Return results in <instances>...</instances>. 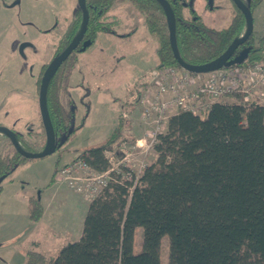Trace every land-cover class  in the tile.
<instances>
[{"label":"trees","instance_id":"16d2710c","mask_svg":"<svg viewBox=\"0 0 264 264\" xmlns=\"http://www.w3.org/2000/svg\"><path fill=\"white\" fill-rule=\"evenodd\" d=\"M250 1L253 7L260 0ZM121 2L138 12L148 37L155 43L154 69H181L172 55L167 24L156 0H86L89 20L84 38L92 45L99 34H113L116 20L106 18L111 6ZM182 2L170 0L176 47L185 63L206 64L240 37L245 22L238 10L226 27L216 29L190 8L186 11ZM76 14L73 32L42 71L76 35L81 11L77 9ZM79 48L60 65L47 87L46 108L57 140L55 152L75 132L69 81L78 63ZM244 48L247 57L231 66L264 60V26L263 35H251ZM39 82L40 78L37 89ZM60 97L66 99L65 107ZM230 97L233 102L217 101L203 115L179 110L170 116L165 131L152 146L155 160L145 166L136 182H120V176H116V181L109 182L88 203L77 241L67 243L50 258L28 251L27 262L161 264V239L166 236L168 264H264V108L244 103L239 95ZM122 123L120 116L103 144L83 151L75 159H82L96 172L106 171L109 162L105 151L119 136ZM15 137L23 149L28 145L22 134ZM6 140L12 153L8 148L2 152L6 146L0 144V192L1 182L29 161ZM56 171L47 186L54 183ZM28 213L32 221L40 219L38 197L28 199ZM138 228L141 244L135 251Z\"/></svg>","mask_w":264,"mask_h":264},{"label":"rangeland","instance_id":"374dc122","mask_svg":"<svg viewBox=\"0 0 264 264\" xmlns=\"http://www.w3.org/2000/svg\"><path fill=\"white\" fill-rule=\"evenodd\" d=\"M187 1L192 3L197 14L208 25L216 29L227 26V15L223 20H220L223 17H217L219 21L211 20L213 13L203 9L204 0ZM222 4L229 7L227 0ZM111 8L106 20H116L114 33H101L105 39L99 36L84 52L78 53V64L70 77L75 132L58 151L44 158L29 160L26 162L29 165L16 167L1 182L0 264H29L27 251L31 248L38 253L45 252L40 253L45 258L54 257L59 248L78 239L75 238L76 230L82 227L80 217H83L86 207V201L79 194L72 192L65 184L59 185L55 202L51 203L50 210L40 218L41 221L39 219L36 222L29 218L28 199L32 195L38 197L39 186L50 180L56 166L103 144L110 137L120 116L123 123L119 136L111 148L105 151V155L121 154L119 148L124 145L131 150L130 158L135 164L143 161L148 165L156 158L153 149L139 153L131 147L143 137L134 108L135 98L156 66L155 43L148 37L141 16L129 3H114ZM77 9V0H0V98L10 91L13 71L20 68L19 81L16 82L23 88L21 106L15 113L10 108L14 100L9 99L7 114H14V119L8 122L15 121L16 129L28 143L24 145L28 152L40 151L45 142L38 110V93L33 92L30 95L32 99L29 96L28 100L29 86L35 77L40 78L42 71L38 72L41 65L47 64L73 32L78 18ZM255 13L254 34L258 36L262 34L264 2ZM13 57L18 58V67ZM32 58L36 63L34 69ZM223 100L234 101L230 96ZM60 101L65 107L66 99L60 97ZM124 112L126 117L122 116ZM3 115L0 113V119L5 120ZM28 130L32 134H28ZM0 138V144L6 146L2 152L8 148L11 154L6 138L3 135ZM33 239L40 241L39 249L31 246ZM140 244L141 229L138 228L134 237L135 251L139 250ZM159 255L161 264L169 263L166 236L161 239Z\"/></svg>","mask_w":264,"mask_h":264},{"label":"built area","instance_id":"2783aa9c","mask_svg":"<svg viewBox=\"0 0 264 264\" xmlns=\"http://www.w3.org/2000/svg\"><path fill=\"white\" fill-rule=\"evenodd\" d=\"M239 95L246 104L264 108V60L254 64L221 67L204 74L188 73L166 67L154 69L149 80L139 90L136 99L137 119L143 137L132 148L139 153L152 149L159 134L165 131L167 120L179 110L203 115L210 106L223 98ZM123 117L127 114L122 113ZM120 157L105 155L109 168L96 172L82 159H74L57 169L55 181L65 184L86 202L92 201L109 182H136L146 164H135L132 152L123 145Z\"/></svg>","mask_w":264,"mask_h":264},{"label":"water","instance_id":"95a60500","mask_svg":"<svg viewBox=\"0 0 264 264\" xmlns=\"http://www.w3.org/2000/svg\"><path fill=\"white\" fill-rule=\"evenodd\" d=\"M157 1L160 4L161 9L165 16V21L168 29L169 45L172 55L182 70L193 74H204L215 71L221 67H227L233 64L241 63L247 57L248 50L244 49L239 55L232 58V53L234 52V50H236L239 45L243 44L246 41V39L249 37V35L252 33L253 30V21H252L251 13L241 3L240 0H232V1L239 8V10L242 12L245 18L246 25H245L244 34L240 36L238 39L234 40L232 43H230L229 46L226 48V50L217 58L202 65H189L180 58L175 41L174 13L169 3L166 0H157ZM77 5H78V9L81 11V23L79 29L76 35L74 36V38L69 42V44L48 64V66L46 67V69L42 74L39 84L37 101H38L40 120L45 134V144L43 148L40 151L28 152L20 146V144L18 143L15 137V134L11 130H9L6 127H0V132L4 133L0 135L5 136L9 140L10 144L12 145L13 149L17 154L29 160L44 158L48 155L53 154L56 150L57 140L53 128L51 126L46 108V92L50 80L52 79V77L54 76L60 65L75 49L78 48L79 45H80L79 48L80 52H84L91 45L90 40L83 41V37L85 35L89 20L87 8H86V0H77Z\"/></svg>","mask_w":264,"mask_h":264},{"label":"flooded vegetation","instance_id":"af4514ba","mask_svg":"<svg viewBox=\"0 0 264 264\" xmlns=\"http://www.w3.org/2000/svg\"><path fill=\"white\" fill-rule=\"evenodd\" d=\"M157 1V0H156ZM168 3H169V5H170V7H171V3H170V0H166ZM181 1H183L182 2V5L185 7V10L187 11L189 8L191 9V10H193L194 12H196V14H197V11L193 8V5H192V3L190 2V1H187V0H181ZM241 1V3L247 8V10H249V12L251 13V16H252V21H253V30H252V33L249 35V37L251 36V35H254L255 36V34H254V28H255V25H254V22H255V18H256V10H257V8L264 2V0H260L256 5H253V7L250 5L251 4V1L250 0H240ZM158 2V1H157ZM227 2H228V5H229V7H226L225 6V4H222V3H224V0H204V3H203V9H205V10H207V11H209V12H212L213 13V17H212V21L213 22H215V20H216V18L217 17H223L222 19H220V20H223L224 18H226V15H227V18H228V20H229V22H230V20H231V18H232V16H233V14L235 13V11L236 10H238L239 12H240V14H241V16L243 17V19H244V22H245V18H244V16H243V14H242V12L239 10V8L234 4V2L232 1V0H227ZM160 5V4H159ZM161 7V6H160ZM171 9H172V7H171ZM162 10V9H161ZM172 11H173V9H172ZM220 11H221V13H220ZM163 12V11H162ZM173 13H174V11H173ZM198 15V14H197ZM163 16H164V13H163ZM175 16V15H174ZM199 16V15H198ZM200 17V16H199ZM164 18H165V16H164ZM201 19H202V17H200ZM215 19V20H214ZM203 20V19H202ZM204 21V20H203ZM216 21H219V20H216ZM205 22V21H204ZM228 22V23H229ZM207 24V23H206ZM208 25V24H207ZM228 25V24H227ZM245 25H246V22L244 23V27H243V31L241 32V34H240V36H242L243 34H244V32H245ZM210 26V25H209ZM263 26H264V21L261 23V30H262V34L261 35H258V36H255V37H259V36H262L263 35ZM212 27V26H211ZM214 28V27H213ZM131 31H133V30H131ZM248 37V38H249ZM247 38V39H248ZM246 39V40H247ZM84 40H86L84 37H83V41ZM245 43V42H244ZM244 43L243 44H241V45H239L238 47H237V49L236 50H234V52L232 53V58L233 57H235V56H237V55H239L245 48H244ZM80 46V45H79ZM78 46V47H79ZM55 53H56V51H55ZM55 53H54V55H55ZM53 55V56H54ZM52 56V57H53ZM52 59V58H51ZM50 59V60H51ZM13 60L15 61V63H16V67H18V58L16 59V58H14L13 57ZM49 60V61H50ZM48 61V62H49ZM31 62H32V67H33V69H34V67H36V63L34 62V58H32L31 59ZM47 62V63H48ZM45 64H43V65H41V67H40V69H39V72H38V74L40 73V70L42 71V68H43V66H44ZM48 66V65H47ZM46 69V68H45ZM44 69V70H45ZM44 70L42 71V74H43V72H44ZM21 73V69L20 68H17L15 71H13V75H12V77H11V85H10V91L9 92H5V95L4 96H1V98H0V113H4V115H3V117L5 118V120H2V119H0V127H6V128H8L9 130H11L14 134H21L16 128H17V126H16V124L13 122V123H10V122H8V120H13L14 119V114H11V112L9 113V115L7 114L8 113V111H7V108L9 107L8 105V101H9V99L11 100V98H15L14 99V101L15 102H13L12 103V105H10L11 107V109L13 108L14 109V111H15V113H17V108H18V106L20 107L21 106V96H22V91H23V88H22V85H20V83L19 82H16V81H19V79H18V76H19V74ZM33 74V73H32ZM32 74H31V76H32ZM42 74H40V80H41V77H42ZM20 77V76H19ZM32 79V78H31ZM39 79V77L37 76V78L35 77V79H34V82L32 83L31 82V85L29 86V95H28V97L33 93V92H35V91H37V93H38V90H39V86H38V89H37V85H36V83H37V80ZM39 84H40V82H39ZM32 96V95H31ZM30 96V97H31ZM30 97L28 98V100L30 99ZM37 98H38V95H37ZM15 105V106H14ZM40 115V114H39ZM17 117H16V121H17ZM28 134H32V132L30 131V130H28V132H27ZM0 134H4V133H2V132H0ZM3 137H5V136H3Z\"/></svg>","mask_w":264,"mask_h":264},{"label":"crops","instance_id":"0c3cea01","mask_svg":"<svg viewBox=\"0 0 264 264\" xmlns=\"http://www.w3.org/2000/svg\"><path fill=\"white\" fill-rule=\"evenodd\" d=\"M112 9V8H111ZM144 26V25H143ZM102 34H104V33H102ZM99 36L100 37H103L104 39H105V37L104 36H102L101 34H99ZM99 36H98V38H99ZM78 64V63H77ZM77 66V65H76ZM72 76V75H71ZM13 100L15 99V98H12ZM31 99H32V97H31ZM15 102V101H14ZM76 158V157H75ZM74 158V159H75ZM73 159V160H74ZM72 161V160H71ZM71 161H69V162H71ZM68 161H65L63 164H61V165H58V166H56L55 167V169H58V168H60L61 166H63V165H65V164H68L69 163ZM26 166V165H29V164H22V165H19V166ZM49 180V179H48ZM48 180L44 183V185H42V186H39V189H40V192H39V194H38V198H39V201H40V203H41V206H42V215H41V217L40 218H42V216L45 214V213H47L49 210H50V208H51V203L53 204L54 202H55V200H56V198H57V196H55L56 195V193L57 192H59V190H60V188H59V185H61L60 183H57V182H54V183H52L51 185H49V186H47V182H48ZM73 192V191H72ZM36 195H32V197H35ZM31 197V196H30ZM88 203L89 202H86V207H85V211H84V215H85V212H86V209H87V206H88ZM84 215H83V217H80V221H82V223H83V218H84ZM40 221H41V219H40ZM82 225V224H81ZM81 231H82V227L80 226L77 230H76V234L77 235H75V238H77L78 237V239H79V237H80V235H81ZM74 238V239H75ZM77 239V240H78ZM77 240H75V241H77ZM74 242V241H73ZM31 246H34V247H36L37 249H39V246H40V241L39 240H37V239H33V240H31ZM49 246H47L46 248H48ZM63 247V246H62ZM46 248H43V250H48V249H46ZM60 249V248H59ZM28 251H35L34 249H29ZM27 251V252H28ZM36 252H38V251H36ZM40 253H43V254H45V252H43V251H39Z\"/></svg>","mask_w":264,"mask_h":264}]
</instances>
